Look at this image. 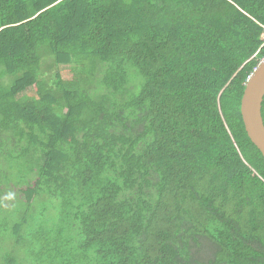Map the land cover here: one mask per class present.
<instances>
[{"label": "trees", "instance_id": "obj_1", "mask_svg": "<svg viewBox=\"0 0 264 264\" xmlns=\"http://www.w3.org/2000/svg\"><path fill=\"white\" fill-rule=\"evenodd\" d=\"M263 57L264 0H0V264H264Z\"/></svg>", "mask_w": 264, "mask_h": 264}, {"label": "water", "instance_id": "obj_2", "mask_svg": "<svg viewBox=\"0 0 264 264\" xmlns=\"http://www.w3.org/2000/svg\"><path fill=\"white\" fill-rule=\"evenodd\" d=\"M264 97V57L245 82L240 99V113L244 129L251 142L264 157V122L261 105Z\"/></svg>", "mask_w": 264, "mask_h": 264}, {"label": "rangeland", "instance_id": "obj_3", "mask_svg": "<svg viewBox=\"0 0 264 264\" xmlns=\"http://www.w3.org/2000/svg\"><path fill=\"white\" fill-rule=\"evenodd\" d=\"M47 63H44L42 65V70L45 72V75L47 76H51L52 73L54 72L53 66H52V62L50 61H46ZM5 79V78H4ZM4 189H2V193L0 195V204H3L5 206V208L9 209V213H14V211H16L18 208L17 206H14L13 203L15 201H17L14 192L12 191L13 188L10 190L9 188L3 187ZM1 190V188H0ZM11 207H13V209H11ZM18 211V210H17ZM20 213H21V209H20ZM11 215V214H10ZM16 217V216H14ZM4 245L7 243L8 245H10V243L6 242V240L3 242ZM19 256L22 258L23 257V252L21 251L19 253ZM1 261V260H0Z\"/></svg>", "mask_w": 264, "mask_h": 264}]
</instances>
